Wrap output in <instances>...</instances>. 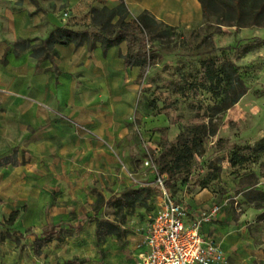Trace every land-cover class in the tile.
Returning a JSON list of instances; mask_svg holds the SVG:
<instances>
[{"label":"rangeland","instance_id":"1","mask_svg":"<svg viewBox=\"0 0 264 264\" xmlns=\"http://www.w3.org/2000/svg\"><path fill=\"white\" fill-rule=\"evenodd\" d=\"M228 1H217L201 31L164 37L154 27L141 37L148 64L139 79L138 112L128 137L110 147L114 167L105 156L73 157L51 168L40 160L31 171V157L24 152L20 160L13 155L11 166L27 168L23 173L0 169L1 190L7 192L0 193V225L11 230L7 223L15 211L18 222L25 223L13 236L2 232L22 248L16 264L35 259L46 260L44 264H136L130 234L160 212L162 181L170 183L167 190L188 208L200 197L208 211L220 207L230 221L242 220L264 241V206L256 208L250 196L264 192V150H255L264 142V0L244 1L241 18L223 4ZM91 12H61L60 17L65 28L93 36L100 27H94ZM209 60L234 64L247 89L238 104L215 117L210 111L216 105L213 95L200 88L203 63ZM195 138L202 140L203 153L179 167L178 151ZM243 149L244 162L233 167L232 156ZM140 187L153 190L147 206L126 217L117 213L110 202ZM97 219L120 224L123 237L97 239ZM53 227L66 241L36 247L34 236ZM28 244L35 246L30 255Z\"/></svg>","mask_w":264,"mask_h":264},{"label":"crops","instance_id":"2","mask_svg":"<svg viewBox=\"0 0 264 264\" xmlns=\"http://www.w3.org/2000/svg\"><path fill=\"white\" fill-rule=\"evenodd\" d=\"M123 3L131 20H139L147 27L162 26L166 37L201 31L206 21L200 0H0V161L14 159L16 153V160H20L26 152L32 160L27 167L33 171L31 168H36L40 160L51 168L64 164L68 158L97 160L105 156L114 167L110 147L128 137V126L137 116L141 93L142 69L125 61L130 46L122 43L105 52L100 42L93 47L87 43L56 45L53 59L39 61L31 49L17 53L15 45L25 40L33 41L32 46L39 45L56 28H65L61 12L113 10ZM11 166L0 169H11L17 175L27 170ZM2 187L0 193H7ZM204 204L200 197L189 204L187 223L208 211L210 207ZM18 218L7 223L11 230L0 225V264L20 263L23 257L22 248L6 234L2 236V232L12 236L21 232L20 226L25 223H19ZM148 225L134 227L130 234L135 238L130 248L136 264L146 252L144 237ZM44 233L34 236L38 248L66 241L62 235V240L55 236L45 246L38 245ZM201 233L221 246L229 264H264V241L251 234L242 220L233 223L220 211L203 225ZM28 247L30 255L35 246ZM45 261L35 259L30 264ZM23 264L29 263L23 260Z\"/></svg>","mask_w":264,"mask_h":264},{"label":"trees","instance_id":"3","mask_svg":"<svg viewBox=\"0 0 264 264\" xmlns=\"http://www.w3.org/2000/svg\"><path fill=\"white\" fill-rule=\"evenodd\" d=\"M218 0H200L205 19L210 17V9L216 7ZM246 0H229L223 3L229 9H235L237 18H241L240 7ZM92 23L94 27H100L99 33L91 36L89 32H78L68 28H56L50 37L41 41L39 45L32 46L33 41L18 42L15 45L17 53L23 52L26 49H31L33 57L37 60L53 59L56 55V45L69 46L74 44L76 46H82L87 43L90 47H93L96 43H101L104 51L114 48L122 43H127L130 46L128 55L125 57V61L132 67H139L144 69L148 64L147 53L143 46V38L146 33L152 31L154 27H147L139 20H131L130 12L127 6L123 3L120 6L110 10L93 9L91 12ZM117 19L115 25H111L113 20ZM163 30V36L165 37V30L162 26H158ZM118 29V30H117ZM204 80L201 85V89H205L211 93L216 101V105L210 108L212 116H219L225 114L228 110L232 109L239 103L240 99L246 94L247 89L244 86L241 78L236 72V67L231 62L219 65L214 60H209L203 63ZM216 133L211 132L210 136H214ZM203 142L196 138L192 141L191 146H184L178 151L176 164L184 163V165H190L191 159L195 155L203 153ZM251 150V149H250ZM256 151L264 150V142H262ZM247 150H238L232 156L231 162L233 167H236L244 162L243 153ZM248 159V158H247ZM15 159L7 158L0 161V167L13 165ZM181 167V165L179 166ZM166 186L170 187V183L166 182ZM123 195L111 201L110 204L116 209L117 213L124 214V217L130 212H133L138 207H146L148 201L153 197V190L150 187L133 188L126 190ZM251 200L255 202L256 208L260 209L264 206V192H254L250 194ZM101 210L96 212L99 215ZM19 212L15 211L8 223H14L18 218ZM124 231L119 224L112 223L107 220L97 219V239L104 241V238L116 237L122 238ZM57 236V239L62 240L63 236L58 235L56 229L45 231L42 240L38 241V245L45 246L51 240Z\"/></svg>","mask_w":264,"mask_h":264},{"label":"built area","instance_id":"4","mask_svg":"<svg viewBox=\"0 0 264 264\" xmlns=\"http://www.w3.org/2000/svg\"><path fill=\"white\" fill-rule=\"evenodd\" d=\"M159 190L163 193L161 210L146 229V252L139 264H229L221 246L201 233L203 225L216 217L221 208L215 206L201 212L189 224V208L175 199L163 181Z\"/></svg>","mask_w":264,"mask_h":264}]
</instances>
